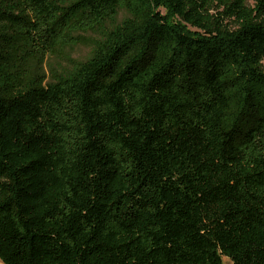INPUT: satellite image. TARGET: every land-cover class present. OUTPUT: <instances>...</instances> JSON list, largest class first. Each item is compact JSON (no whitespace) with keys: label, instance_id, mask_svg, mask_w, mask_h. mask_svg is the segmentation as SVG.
<instances>
[{"label":"trees","instance_id":"16d2710c","mask_svg":"<svg viewBox=\"0 0 264 264\" xmlns=\"http://www.w3.org/2000/svg\"><path fill=\"white\" fill-rule=\"evenodd\" d=\"M252 3L0 0L3 264H264Z\"/></svg>","mask_w":264,"mask_h":264},{"label":"rangeland","instance_id":"374dc122","mask_svg":"<svg viewBox=\"0 0 264 264\" xmlns=\"http://www.w3.org/2000/svg\"><path fill=\"white\" fill-rule=\"evenodd\" d=\"M247 3H248L250 6L253 5L252 0H247ZM171 21H173V22H179V23H181L182 25L185 24V22H184L181 18H179V17H177V16L172 17V18H171ZM225 24H226V26H227L229 29H235V28H237V26H238L237 22H235L232 18H228V19H226V20H225ZM185 26H186L187 28H190L189 25H185ZM88 52H89V48H88V47H86V46L83 45V44H78V45H76V46L73 48L71 54H72V57L75 58V59H83L84 57H86V55L88 54ZM261 65H262V70L264 71V59H262ZM0 264H3V263L0 261Z\"/></svg>","mask_w":264,"mask_h":264}]
</instances>
